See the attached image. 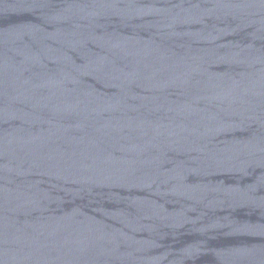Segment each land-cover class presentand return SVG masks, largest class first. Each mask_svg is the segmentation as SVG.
<instances>
[{
    "label": "water",
    "instance_id": "obj_1",
    "mask_svg": "<svg viewBox=\"0 0 264 264\" xmlns=\"http://www.w3.org/2000/svg\"><path fill=\"white\" fill-rule=\"evenodd\" d=\"M0 264H264V0H0Z\"/></svg>",
    "mask_w": 264,
    "mask_h": 264
}]
</instances>
